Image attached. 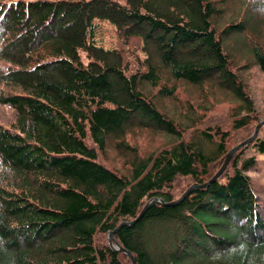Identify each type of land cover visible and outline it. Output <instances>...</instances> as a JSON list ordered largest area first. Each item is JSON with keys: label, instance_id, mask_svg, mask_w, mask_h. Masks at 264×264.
I'll return each instance as SVG.
<instances>
[{"label": "trees", "instance_id": "1", "mask_svg": "<svg viewBox=\"0 0 264 264\" xmlns=\"http://www.w3.org/2000/svg\"><path fill=\"white\" fill-rule=\"evenodd\" d=\"M253 66L264 0H0V104L15 112L0 124V264H131L108 241L118 226L135 264H264L246 173L264 124L201 186L260 122ZM179 83L200 96L176 116L159 100L179 102ZM223 102L228 130L206 118ZM135 130L165 141L141 150ZM109 146L125 166L100 160Z\"/></svg>", "mask_w": 264, "mask_h": 264}, {"label": "rangeland", "instance_id": "2", "mask_svg": "<svg viewBox=\"0 0 264 264\" xmlns=\"http://www.w3.org/2000/svg\"><path fill=\"white\" fill-rule=\"evenodd\" d=\"M105 36L103 40L108 43H113L112 32L109 28H106ZM244 83L247 87L251 98L254 103V108L257 111L260 121L264 120V71H262L257 66H253L243 73ZM178 98L179 102L171 101L170 99H160L161 106L166 108V111L169 114H174L176 116L182 115L184 111L182 110L183 102H186L190 105L196 103L197 96L199 92L192 88H185L181 83L178 85ZM156 90V89H155ZM200 96V95H199ZM198 101V100H197ZM191 102V103H190ZM228 102H223L220 105L216 106L215 109L207 113V121L211 124L221 125L225 129H230V124L227 122L228 116ZM193 106H197L193 105ZM15 112L9 105L0 104V124L7 126L11 124L14 120ZM134 121V120H133ZM235 135V134H234ZM239 136H244L242 133ZM260 137H264V129L259 133ZM125 139L128 140L133 146L141 149L147 150L151 149L159 143L165 141V138L162 139L157 133L144 131V130H135V132H128L125 136ZM235 141L231 139V146H236ZM146 151H142L145 153ZM257 163L251 168V170L246 173L250 177L251 185L255 194L257 195L259 202L262 206L261 212L264 215V156H258ZM100 160L103 161L106 165L113 168H121L123 165H126V158L122 152L115 150L114 147L109 146L105 152H103Z\"/></svg>", "mask_w": 264, "mask_h": 264}, {"label": "water", "instance_id": "3", "mask_svg": "<svg viewBox=\"0 0 264 264\" xmlns=\"http://www.w3.org/2000/svg\"><path fill=\"white\" fill-rule=\"evenodd\" d=\"M262 124H264V120H262V121H260L256 126H255V128H254V131H253V133L251 134V136L250 137H248L247 139H245L244 141H242V142H240L239 144H237L236 146H234V147H232L227 153H226V155H225V157H224V160H223V162H222V164H221V166L219 167V169L215 172V174L206 182V183H204V184H202L201 186H204V185H207L209 182H211V181H213L215 178H217L220 174H221V172L225 169V167L227 166V164H228V162L230 161V159L232 158V156L234 155V153L238 150V149H240L241 147H243L244 145H246V144H248L250 141H252L255 137H256V135H257V133H258V131H259V128H260V126L262 125ZM195 187H197V185L196 184H192L190 187H188L182 194H181V196L177 199V200H175L174 202H171L170 204H176V203H178V202H180L181 200H183ZM149 204V203H148ZM148 204L146 205V206H144V208L140 211V213L138 214V216L136 217V220H138L141 216H142V214L144 213V211L147 209V206H148ZM119 227V226H118ZM118 227L114 230V231H111V232H109L108 233V241L110 242V245L114 248V249H116V250H120V251H122V252H124L125 254H127L128 255V257H129V259H130V261H131V264H135V261H134V259H133V256L131 255V253L128 251V250H125V249H123V248H120L119 247V245H118V243L116 242V241H114V239H113V234H114V232L118 229Z\"/></svg>", "mask_w": 264, "mask_h": 264}]
</instances>
